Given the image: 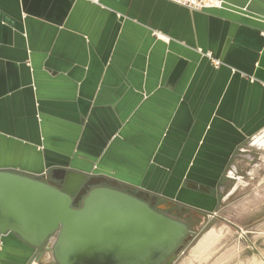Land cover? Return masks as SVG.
I'll use <instances>...</instances> for the list:
<instances>
[{
    "label": "crops",
    "instance_id": "1",
    "mask_svg": "<svg viewBox=\"0 0 264 264\" xmlns=\"http://www.w3.org/2000/svg\"><path fill=\"white\" fill-rule=\"evenodd\" d=\"M214 1L0 0V170L220 212L264 165V0ZM37 254L0 239V264Z\"/></svg>",
    "mask_w": 264,
    "mask_h": 264
},
{
    "label": "water",
    "instance_id": "2",
    "mask_svg": "<svg viewBox=\"0 0 264 264\" xmlns=\"http://www.w3.org/2000/svg\"><path fill=\"white\" fill-rule=\"evenodd\" d=\"M54 172L58 186L0 170V239L14 234L37 251L46 245L55 264H171L196 234L113 180Z\"/></svg>",
    "mask_w": 264,
    "mask_h": 264
},
{
    "label": "rangeland",
    "instance_id": "3",
    "mask_svg": "<svg viewBox=\"0 0 264 264\" xmlns=\"http://www.w3.org/2000/svg\"><path fill=\"white\" fill-rule=\"evenodd\" d=\"M256 161L258 165L251 169L258 176L242 180L227 206L187 239L171 264H264L260 259L264 254V182H260L264 165ZM209 232H214L215 241L198 255H192V250Z\"/></svg>",
    "mask_w": 264,
    "mask_h": 264
},
{
    "label": "flooded vegetation",
    "instance_id": "4",
    "mask_svg": "<svg viewBox=\"0 0 264 264\" xmlns=\"http://www.w3.org/2000/svg\"><path fill=\"white\" fill-rule=\"evenodd\" d=\"M44 180V179H43ZM45 181L53 184L54 186H58L59 183L56 180V177H49L46 178ZM117 189H120L126 193H129L131 195H133L131 193V190H129L128 188H125L123 186H121L120 184L117 185ZM135 196V195H133ZM138 198H140L141 200L145 201L153 210H155L156 212L163 214L165 216L180 220L185 222V224H187V226L190 229V220L192 221H199V220H205V218L209 219V216L212 214H208L206 217L205 215L199 213V212H195L197 213L199 216H202L203 218H199L197 216L194 215V212L192 210H188L185 209L183 210V208H179V207H173L170 206L168 204V201H164V202H158L154 199H145L144 197H140V196H136ZM81 206V202L79 203L78 207ZM216 214V213H215ZM216 216V215H215ZM214 218V217H213ZM37 251V250H36ZM38 254L36 255V257L34 258L35 262L37 264H55L51 258V256H49V252L47 250L46 245L42 248V250L37 251Z\"/></svg>",
    "mask_w": 264,
    "mask_h": 264
},
{
    "label": "built area",
    "instance_id": "5",
    "mask_svg": "<svg viewBox=\"0 0 264 264\" xmlns=\"http://www.w3.org/2000/svg\"><path fill=\"white\" fill-rule=\"evenodd\" d=\"M166 1L185 7L193 11L218 8L220 6L219 3L215 2L214 0H166ZM213 64L217 66L219 65V62L213 60ZM215 215L216 214L213 213L212 215L209 216V219H212L213 217H215Z\"/></svg>",
    "mask_w": 264,
    "mask_h": 264
},
{
    "label": "bare ground",
    "instance_id": "6",
    "mask_svg": "<svg viewBox=\"0 0 264 264\" xmlns=\"http://www.w3.org/2000/svg\"><path fill=\"white\" fill-rule=\"evenodd\" d=\"M214 232H209L206 235H204L201 239V241L199 242V244L192 250L191 254L195 256V254L198 255V253L202 252L203 250H205L207 247H210V243L214 242L213 238H214ZM217 238V237H216ZM212 244V243H211ZM191 258V257H190ZM260 259L262 260V263H264V254L260 255ZM183 264H187L186 262Z\"/></svg>",
    "mask_w": 264,
    "mask_h": 264
}]
</instances>
